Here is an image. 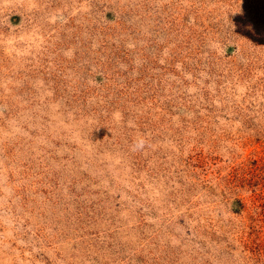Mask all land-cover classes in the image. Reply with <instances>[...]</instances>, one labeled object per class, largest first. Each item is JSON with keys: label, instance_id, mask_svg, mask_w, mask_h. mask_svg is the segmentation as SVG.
<instances>
[{"label": "rangeland", "instance_id": "rangeland-1", "mask_svg": "<svg viewBox=\"0 0 264 264\" xmlns=\"http://www.w3.org/2000/svg\"><path fill=\"white\" fill-rule=\"evenodd\" d=\"M0 264H264V0H0Z\"/></svg>", "mask_w": 264, "mask_h": 264}]
</instances>
